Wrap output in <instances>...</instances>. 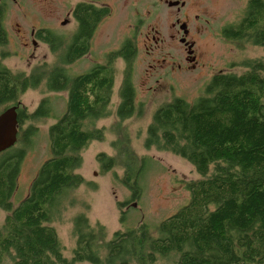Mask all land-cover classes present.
<instances>
[{
    "label": "trees",
    "instance_id": "obj_1",
    "mask_svg": "<svg viewBox=\"0 0 264 264\" xmlns=\"http://www.w3.org/2000/svg\"><path fill=\"white\" fill-rule=\"evenodd\" d=\"M77 9L82 24L70 44L71 59L83 48L76 39L92 23L95 11L83 4ZM224 37L246 39L264 49V0H248L240 21L225 29ZM43 38L56 52L57 37ZM123 50L126 75L115 109L120 119L135 111L128 76L132 48L126 43ZM68 61L57 57L54 65L35 66L29 73L13 71L0 61V112L18 104L16 141L0 153V211L5 212L0 264H158L161 257L166 260L160 264H264V56L243 61L238 72L214 74L193 101L172 97L153 111L143 146L170 151L194 166L200 176L186 182L189 201L160 221L155 233L140 221L132 228L114 230L108 238L101 222L92 223L79 212L72 219L75 240L66 257L50 222L62 208V197L84 183L75 169L82 163L81 149L103 138L102 128L93 124L110 113L115 70L113 64H98L82 74H70L64 66ZM41 85L44 93L66 92V108L48 126L50 157L37 169L26 196L14 204L20 159L37 132L36 121L53 116L48 96L32 111L19 107V96ZM144 159L148 158H141L134 172L126 169L121 178L134 198L139 195ZM97 160L105 171L117 164L115 157L103 152ZM126 204L117 201L121 222Z\"/></svg>",
    "mask_w": 264,
    "mask_h": 264
},
{
    "label": "rangeland",
    "instance_id": "obj_2",
    "mask_svg": "<svg viewBox=\"0 0 264 264\" xmlns=\"http://www.w3.org/2000/svg\"><path fill=\"white\" fill-rule=\"evenodd\" d=\"M248 0H231L222 3L216 9L217 16L206 28L208 32L198 35L200 53L197 61L186 60V70L176 69L167 74L162 68L161 48L152 54H146V44L139 41L135 56L130 61L129 79L134 88L135 111L129 118L120 119L115 113L119 103L118 89L124 75L125 64L121 60L113 62L114 79L109 106L110 113L94 120V126L102 128V140L90 141L81 149V165L75 169L84 178V183L68 191L62 197V208L50 222L57 232L63 245V254L69 257L74 245L72 235V219L77 213H84L92 223L101 222L106 227L107 238L114 230L128 229L142 221L155 233L157 225L163 219L175 213L190 198L186 182L198 178L194 166L187 160L170 151L145 148L143 140L146 128L151 121L153 111L172 97H181L193 101L203 94L211 77L220 71L241 70L242 62L264 56V49L248 43L245 39L227 40L219 37L222 23L233 24L239 20ZM76 0H18L17 4L6 1L3 5L4 43L0 44V61L13 71L29 73L35 66L42 64L50 67L57 61V53L48 49L41 39H37L36 47L29 40L32 25H49L55 28L64 13L71 9ZM22 4V7L19 5ZM61 24V23H60ZM125 22L117 13L106 19L96 35L97 54L104 44L111 41L118 46L123 35ZM232 28V27H229ZM126 30V29H125ZM5 31V32H4ZM213 32L210 34V32ZM26 43V44H25ZM177 48L171 51L176 52ZM179 51L175 54L177 55ZM181 62V58L176 59ZM77 65H74L76 68ZM81 66H87L83 61ZM43 86L27 89L19 96L20 108L32 111L40 99L46 95L53 108V116L45 120H37V132L31 144L26 147L19 163L15 192L12 197L14 204L26 196L32 178L41 163L50 157L48 126L61 115L67 102V94L63 91L42 92ZM91 124V123H90ZM27 123L23 124V129ZM103 152L116 158L117 164L110 170L102 169L97 154ZM1 153V152H0ZM147 157L138 180L139 195L132 197L131 190L125 186L121 178L126 169L135 171L141 158ZM72 201V202H71ZM117 201L126 202L122 207L123 221H120V209ZM135 203V206L132 205ZM5 215L0 211V223ZM159 258L158 264L162 263ZM1 262H6L2 260ZM75 264H92L86 261Z\"/></svg>",
    "mask_w": 264,
    "mask_h": 264
},
{
    "label": "flooded vegetation",
    "instance_id": "obj_3",
    "mask_svg": "<svg viewBox=\"0 0 264 264\" xmlns=\"http://www.w3.org/2000/svg\"><path fill=\"white\" fill-rule=\"evenodd\" d=\"M8 0H0V18H3V5ZM17 4L18 0H9ZM71 9L64 13L63 20H59L57 26L32 25L29 30L30 43L36 47L37 39L51 49V44L44 40L46 34H54L58 39L56 50L57 57L63 59L68 73L82 74L98 64L107 66L113 64L116 60H121L126 66L123 48L129 43L132 50V56H135L136 48L139 49V41L149 42L145 53L152 54L156 48H161L164 52L161 54L162 68L167 74L173 73L177 68L186 70L189 66L186 60L197 61L200 53L198 35L201 32L203 36L208 32L206 29L211 21L217 16L216 9L220 4L231 0H76ZM248 2V1H247ZM83 4L90 6L95 10L92 14V23H87L80 37L76 39L83 47L74 58H70V44L80 30L82 24V15L78 12L77 6ZM247 5V3H246ZM22 7V4L19 5ZM246 7V6H245ZM245 10V8H244ZM243 10V12H244ZM98 12V13H97ZM112 13L122 17L125 22L123 33L118 46L114 47L109 42L104 44L97 54L96 35L100 25L108 19ZM2 15V16H1ZM222 23L218 33L219 37H224V30L236 24ZM61 23V24H60ZM1 29L3 27L0 25ZM126 29V30H125ZM5 32V31H4ZM210 34L213 33L209 31ZM229 40V39H227ZM26 44V43H25ZM177 48L179 51H171ZM51 51H53L51 49ZM181 58V62L176 59ZM71 59V60H70ZM83 61L87 66H81ZM74 65H77L74 68ZM125 71V69H124ZM123 79V78H122ZM122 81V80H121Z\"/></svg>",
    "mask_w": 264,
    "mask_h": 264
},
{
    "label": "water",
    "instance_id": "obj_4",
    "mask_svg": "<svg viewBox=\"0 0 264 264\" xmlns=\"http://www.w3.org/2000/svg\"><path fill=\"white\" fill-rule=\"evenodd\" d=\"M17 107L11 104L0 112V152L14 145L17 138ZM135 206V203H132Z\"/></svg>",
    "mask_w": 264,
    "mask_h": 264
}]
</instances>
